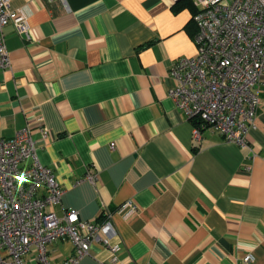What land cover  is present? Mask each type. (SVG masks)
<instances>
[{
	"label": "crops",
	"instance_id": "0c3cea01",
	"mask_svg": "<svg viewBox=\"0 0 264 264\" xmlns=\"http://www.w3.org/2000/svg\"><path fill=\"white\" fill-rule=\"evenodd\" d=\"M10 5L29 30L4 29L0 137L29 126L63 189L56 215L74 207L99 219L110 210L122 264H264V85L248 131L254 153L209 129L196 135L197 121L167 93L172 63L196 54L193 1ZM87 170L95 181L83 179ZM130 198L139 211L125 219L118 209ZM72 253L67 238L48 245L54 264ZM24 264H39L35 251ZM77 264H111L110 253L95 241Z\"/></svg>",
	"mask_w": 264,
	"mask_h": 264
},
{
	"label": "built area",
	"instance_id": "2783aa9c",
	"mask_svg": "<svg viewBox=\"0 0 264 264\" xmlns=\"http://www.w3.org/2000/svg\"><path fill=\"white\" fill-rule=\"evenodd\" d=\"M192 1L196 54L172 63L174 85L167 93L188 119L197 121L196 135L200 128L209 129L254 153L248 131L255 127L264 85V0ZM10 23L27 35L26 13L13 9L10 0H0V69L10 65L4 31ZM36 149L28 125L13 137H0V264H24L31 251L39 264H54L48 245L63 238L72 242L73 253L61 264H77L95 241L108 249L111 264H122L110 210L102 211L99 219H83L74 207L56 215L53 206L63 189ZM96 177V171L87 170L83 179L93 182ZM118 210L129 219L139 206L130 198ZM252 260L251 254L243 258Z\"/></svg>",
	"mask_w": 264,
	"mask_h": 264
}]
</instances>
